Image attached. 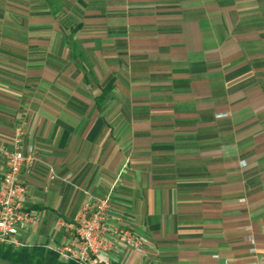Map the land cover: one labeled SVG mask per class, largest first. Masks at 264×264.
Segmentation results:
<instances>
[{
	"label": "crops",
	"instance_id": "0c3cea01",
	"mask_svg": "<svg viewBox=\"0 0 264 264\" xmlns=\"http://www.w3.org/2000/svg\"><path fill=\"white\" fill-rule=\"evenodd\" d=\"M21 122V247L98 196L148 238L113 264H264V0H0V144Z\"/></svg>",
	"mask_w": 264,
	"mask_h": 264
},
{
	"label": "built area",
	"instance_id": "2783aa9c",
	"mask_svg": "<svg viewBox=\"0 0 264 264\" xmlns=\"http://www.w3.org/2000/svg\"><path fill=\"white\" fill-rule=\"evenodd\" d=\"M13 142L12 147L0 144V157L6 165L0 174V243L17 248L24 245L22 231L39 220L38 214L26 205L28 188L21 176L34 168L39 157L35 146L26 140L25 122L16 126ZM61 224L69 237L54 251L63 261L113 264L125 250L144 253L148 244L146 236L120 222L106 197H91L73 220ZM252 250L256 252V248ZM262 262L257 260V264Z\"/></svg>",
	"mask_w": 264,
	"mask_h": 264
},
{
	"label": "trees",
	"instance_id": "16d2710c",
	"mask_svg": "<svg viewBox=\"0 0 264 264\" xmlns=\"http://www.w3.org/2000/svg\"><path fill=\"white\" fill-rule=\"evenodd\" d=\"M0 259L11 264H79L59 259L56 251L43 246L13 248L0 243Z\"/></svg>",
	"mask_w": 264,
	"mask_h": 264
},
{
	"label": "rangeland",
	"instance_id": "374dc122",
	"mask_svg": "<svg viewBox=\"0 0 264 264\" xmlns=\"http://www.w3.org/2000/svg\"><path fill=\"white\" fill-rule=\"evenodd\" d=\"M59 257V256H58Z\"/></svg>",
	"mask_w": 264,
	"mask_h": 264
}]
</instances>
